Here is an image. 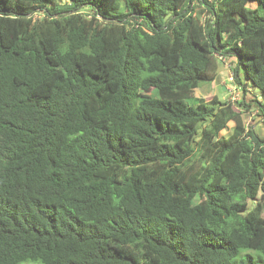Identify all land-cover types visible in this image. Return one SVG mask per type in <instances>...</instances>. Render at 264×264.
I'll list each match as a JSON object with an SVG mask.
<instances>
[{
    "label": "trees",
    "instance_id": "obj_1",
    "mask_svg": "<svg viewBox=\"0 0 264 264\" xmlns=\"http://www.w3.org/2000/svg\"><path fill=\"white\" fill-rule=\"evenodd\" d=\"M218 55L264 122V0H0V264H264Z\"/></svg>",
    "mask_w": 264,
    "mask_h": 264
},
{
    "label": "rangeland",
    "instance_id": "obj_2",
    "mask_svg": "<svg viewBox=\"0 0 264 264\" xmlns=\"http://www.w3.org/2000/svg\"><path fill=\"white\" fill-rule=\"evenodd\" d=\"M227 61L229 64L225 65L223 62H220L219 71L217 75V79L213 82H201L199 87L195 89L194 95L189 99L191 104L196 105L197 99L200 97H205L207 99L212 98V96L217 94L222 100H229L235 105V109L240 111L247 127L253 126L255 133L264 137V122L259 118L258 108L256 107V103L253 101L256 95H260L261 91L259 89H247L248 91H244L243 88H240L238 83L234 82L235 85H238L234 91H227L224 89V86L221 85V82L229 85L228 77L229 72L233 73L234 68L236 67V58L232 56H227ZM231 68L229 69V67ZM230 84L232 82L230 81ZM233 87V86H231ZM240 102H242L240 104ZM235 121L231 120L228 123V127L221 131L222 135L231 134L233 127L235 126Z\"/></svg>",
    "mask_w": 264,
    "mask_h": 264
},
{
    "label": "built area",
    "instance_id": "obj_3",
    "mask_svg": "<svg viewBox=\"0 0 264 264\" xmlns=\"http://www.w3.org/2000/svg\"><path fill=\"white\" fill-rule=\"evenodd\" d=\"M219 60H221L225 65L229 64V62L227 61V57L223 56V55H218ZM231 68V66L229 67V69ZM234 71V70H233ZM228 82H229V88L228 91H234L236 88H238V85H235L234 82L235 81V71L233 73L229 72V77H228ZM230 81L232 82V84H230ZM233 86V87H231ZM240 88H243L242 85H239Z\"/></svg>",
    "mask_w": 264,
    "mask_h": 264
},
{
    "label": "crops",
    "instance_id": "obj_4",
    "mask_svg": "<svg viewBox=\"0 0 264 264\" xmlns=\"http://www.w3.org/2000/svg\"><path fill=\"white\" fill-rule=\"evenodd\" d=\"M221 85H223L224 89L228 91L229 86L226 83L221 82ZM214 95H216V94L214 93Z\"/></svg>",
    "mask_w": 264,
    "mask_h": 264
}]
</instances>
